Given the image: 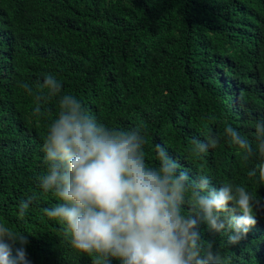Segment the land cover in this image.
<instances>
[{
  "label": "trees",
  "instance_id": "trees-1",
  "mask_svg": "<svg viewBox=\"0 0 264 264\" xmlns=\"http://www.w3.org/2000/svg\"><path fill=\"white\" fill-rule=\"evenodd\" d=\"M47 73L98 121L146 133L149 163H158L154 145L164 144L193 179L244 185L264 203L259 172L248 175L264 163L259 156L245 162L226 140L202 155L191 151L193 137L206 141L227 125L255 149L251 133L264 118V0H0V223L27 237L31 264H95L43 212L59 202L39 187L58 100L33 116L34 99L18 85L35 86ZM30 196L21 217L18 205ZM200 231L225 264H264V208L237 245L205 224Z\"/></svg>",
  "mask_w": 264,
  "mask_h": 264
},
{
  "label": "clouds",
  "instance_id": "clouds-1",
  "mask_svg": "<svg viewBox=\"0 0 264 264\" xmlns=\"http://www.w3.org/2000/svg\"><path fill=\"white\" fill-rule=\"evenodd\" d=\"M33 97L32 115L47 111L53 98L58 110L49 123L42 147L46 173L39 177L43 193L54 192L59 202L44 208L57 221L77 254L95 256V264H225L227 257L203 238L207 231L237 245L257 224L264 208L261 198L231 181L214 186L207 175L193 179L189 170L154 145L158 163H149L146 133L102 123L63 85L54 73L35 86L20 82ZM251 136L227 125L223 134L193 137L194 155L207 153L226 140L243 161L264 160V118ZM264 183V163L249 171ZM34 196L22 200L18 215L27 214ZM23 233L0 223V264H31Z\"/></svg>",
  "mask_w": 264,
  "mask_h": 264
}]
</instances>
